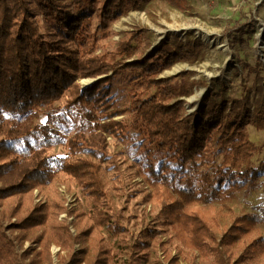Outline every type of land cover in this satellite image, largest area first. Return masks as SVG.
<instances>
[{
	"label": "trees",
	"instance_id": "1",
	"mask_svg": "<svg viewBox=\"0 0 264 264\" xmlns=\"http://www.w3.org/2000/svg\"><path fill=\"white\" fill-rule=\"evenodd\" d=\"M158 1L182 2L0 0V264H51V245L66 253L63 264H148L161 231L154 225L133 235L114 225L112 192L120 175L110 171L107 148L92 145L97 133L129 151L125 162L135 168L133 178H142L147 200L160 206L185 247L210 264H256L263 257V238L244 240L264 222V209L230 218L227 229L217 213L207 220L203 215L214 205L228 209L239 194L248 198L261 187L264 158L253 159L264 141L256 146L248 127L264 134V69L259 61L243 64L253 77L241 95L217 82L187 113L185 98L199 85L194 73L161 74L202 60L201 40L172 35L152 46L147 29L122 32L117 41L108 30L127 12ZM248 29L247 36L253 26L235 21L226 32L230 46ZM153 60L158 65L148 66ZM121 70L131 75L134 90L119 106L112 76ZM87 78L99 79L81 88L78 80ZM63 139L71 156L52 178L46 172L11 177L27 153ZM48 182L79 191L85 209L74 214L77 236L57 220L63 207L55 196L34 204L33 191L42 192ZM88 240L92 253L73 250ZM26 241L39 246L23 248ZM258 241L257 253H247Z\"/></svg>",
	"mask_w": 264,
	"mask_h": 264
},
{
	"label": "rangeland",
	"instance_id": "2",
	"mask_svg": "<svg viewBox=\"0 0 264 264\" xmlns=\"http://www.w3.org/2000/svg\"><path fill=\"white\" fill-rule=\"evenodd\" d=\"M240 19L253 26V34L247 36L250 29L237 34L231 47V37L229 38L226 32L235 21ZM133 28L147 29L152 46L166 41L172 35L180 39L190 35L201 40L205 45L203 59L199 62L193 65L177 63L161 74V77H171L185 71L194 73L191 79L199 81V85L194 88L191 96L185 98L187 113L196 109L202 98L217 82L227 85L230 88V95H241L243 86H250L253 77L243 72V64L254 65L259 61L264 69V0H182L177 7L158 1L151 3L144 10L127 12L112 23L108 30L113 33L112 40L117 41L122 32ZM106 46V50H112L110 45L106 44ZM157 65L158 62L155 60L148 63L151 67ZM98 79H81L78 80V84L84 88ZM84 80L87 81L83 82ZM133 84L134 81L127 70H121L112 76V97L119 106L126 104L128 95L134 90ZM248 133L249 139L256 146L264 141V134L253 127H248ZM90 141L98 151L101 150V146L107 148L105 153L109 159L110 171L114 175H120L117 191L112 192L113 218L119 222L114 225L120 229H128L133 235H137L140 231L145 233L144 229L152 228L154 225L161 231L158 232L157 237L160 241L159 246L155 251L150 252L148 264H210L208 258L201 257L196 250L183 245L181 234L176 233L174 225L167 222V215L159 214L160 206L152 200H147L146 196L150 190L141 177L133 178L135 168L129 167L125 162L129 151L104 133H97ZM68 156H71L68 139H63L59 143L50 142L36 151L27 153L23 157L22 165L11 177L19 178L30 172L34 174L46 172L52 178L54 172L61 169ZM263 158L264 150L254 157L253 163L257 164ZM260 180L261 187L256 193L248 198L239 194L227 207L229 210L217 205H214L213 209H204L207 217L202 214L203 219L207 220L217 213L219 226L227 229L230 218L259 214V211L264 209V174ZM41 188L42 192L35 189L32 193L34 204L45 203L55 196L63 207L57 220L64 221L71 235L77 236L78 228L74 214L85 209L79 191L74 186L69 188L67 184L61 182H48ZM259 237L264 239V222L257 225L244 242L251 240L254 242ZM30 246L38 248L39 245L26 241L23 248ZM83 248L92 253L93 241L88 240L85 243L78 241L74 244L73 250L76 252ZM239 248L237 246L235 252H238ZM257 249H259V241L254 243L247 253L254 256ZM50 255L51 264H63L66 258V253L55 245H51ZM256 264H264V255L260 261L256 260Z\"/></svg>",
	"mask_w": 264,
	"mask_h": 264
},
{
	"label": "bare ground",
	"instance_id": "3",
	"mask_svg": "<svg viewBox=\"0 0 264 264\" xmlns=\"http://www.w3.org/2000/svg\"><path fill=\"white\" fill-rule=\"evenodd\" d=\"M87 80H84L83 82H86Z\"/></svg>",
	"mask_w": 264,
	"mask_h": 264
}]
</instances>
